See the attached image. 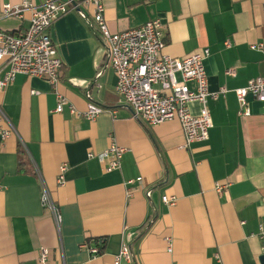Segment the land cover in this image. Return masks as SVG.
Returning <instances> with one entry per match:
<instances>
[{"label": "crops", "instance_id": "0c3cea01", "mask_svg": "<svg viewBox=\"0 0 264 264\" xmlns=\"http://www.w3.org/2000/svg\"><path fill=\"white\" fill-rule=\"evenodd\" d=\"M21 1L0 0L1 32L29 26L28 10L1 15L5 4L18 6ZM29 2L38 5L41 0ZM102 4L111 32L157 18L164 32L163 53L183 58L207 48L208 87L227 92L207 103L212 119L207 139L181 148L184 137L177 121L146 126L132 117L114 90L116 78L102 36L76 12L59 17L50 30L62 62L58 84L17 74L0 89L6 118L1 127L11 125L16 131L0 137V264H38L41 247L49 250L47 264H115L123 244L131 258L117 264H261L264 101L247 93L250 114L241 115L235 90L264 73V0ZM257 43L263 48L250 47ZM85 90L115 116L104 111L88 120L71 114L68 103L85 109ZM57 94L67 100L61 112L54 111ZM189 107L198 114V102ZM112 140L125 152L120 168L107 170L96 154ZM63 163L65 180L58 185ZM38 175L59 207V228L41 205ZM138 177L141 181H135ZM129 179L134 181L126 185ZM216 184L227 186L218 193ZM148 189L150 198L145 196ZM162 195L174 196L176 202L167 205ZM166 237L172 238L171 253ZM94 239L104 241L96 256L82 247Z\"/></svg>", "mask_w": 264, "mask_h": 264}, {"label": "built area", "instance_id": "2783aa9c", "mask_svg": "<svg viewBox=\"0 0 264 264\" xmlns=\"http://www.w3.org/2000/svg\"><path fill=\"white\" fill-rule=\"evenodd\" d=\"M158 0H145L154 2ZM91 7L87 12L83 8ZM30 12L29 26L17 32L0 31V89L13 81L17 74L37 76L48 80L56 86L60 80L61 58L54 45L50 30L54 22L68 12H76L103 38L108 61L115 74L114 90L116 94L131 108L132 117L146 126H153L165 121H177L180 125L184 142L181 148L188 149L192 142L204 141L212 127V119L207 107L209 100H217L227 89L220 88L212 91L208 87V78L204 67V59L209 54L203 48L183 58H174L163 53L165 46L162 23L159 19H150L143 24L119 32H111L104 17L102 0H41L34 5L29 0H22L18 6L5 4L2 16L20 15L23 11ZM264 12V4L262 6ZM225 46H230L225 41ZM253 49H262L263 44H251ZM233 75L234 70H228ZM33 93H36L34 91ZM252 94L257 100L264 101V73L247 81L244 87L235 90L239 102V113L244 116L250 114L245 101V95ZM87 99L84 110H78L68 103L69 112L88 120H94L104 111L115 112L95 103L89 90L84 91ZM198 102L200 110L193 114L190 110L191 102ZM67 100L57 94L55 112H61ZM6 119L0 108V121ZM16 134L13 126L2 128L0 137L6 139ZM125 148L111 141L108 148L96 154L101 162H106L107 170L119 169ZM94 154L89 152L88 156ZM67 164L58 168L57 184L64 183V173ZM41 179L40 175H38ZM134 180L125 181L126 185ZM135 181H141L136 178ZM40 202L52 216L57 228L61 224V213L52 192L42 181ZM227 184H216L218 193ZM150 198V189L145 191ZM161 200L167 205H173L176 197L162 195ZM258 236L264 241V221L259 224ZM167 252H172V238L166 237ZM89 252L96 256L101 252L97 245L83 243ZM49 250L41 247L38 252V264H47ZM131 258L129 246L123 244L115 257V264L120 259ZM170 264H177L171 262Z\"/></svg>", "mask_w": 264, "mask_h": 264}, {"label": "trees", "instance_id": "16d2710c", "mask_svg": "<svg viewBox=\"0 0 264 264\" xmlns=\"http://www.w3.org/2000/svg\"><path fill=\"white\" fill-rule=\"evenodd\" d=\"M20 153H22V151H20ZM23 165H24V161H23V159L21 158L20 160H19V171L20 170H23L22 168H23ZM93 242H94V245H97L98 246V249H99V251L101 252L102 251V246H103V243H104V241L102 240V239H94L93 240Z\"/></svg>", "mask_w": 264, "mask_h": 264}, {"label": "water", "instance_id": "95a60500", "mask_svg": "<svg viewBox=\"0 0 264 264\" xmlns=\"http://www.w3.org/2000/svg\"><path fill=\"white\" fill-rule=\"evenodd\" d=\"M259 261L261 264H264V253L259 256Z\"/></svg>", "mask_w": 264, "mask_h": 264}]
</instances>
